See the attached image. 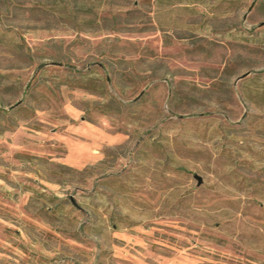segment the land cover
<instances>
[{
    "label": "rangeland",
    "instance_id": "obj_1",
    "mask_svg": "<svg viewBox=\"0 0 264 264\" xmlns=\"http://www.w3.org/2000/svg\"><path fill=\"white\" fill-rule=\"evenodd\" d=\"M0 264H264V0H0Z\"/></svg>",
    "mask_w": 264,
    "mask_h": 264
},
{
    "label": "water",
    "instance_id": "obj_2",
    "mask_svg": "<svg viewBox=\"0 0 264 264\" xmlns=\"http://www.w3.org/2000/svg\"><path fill=\"white\" fill-rule=\"evenodd\" d=\"M244 76H246V75H244ZM244 76H243V77H244Z\"/></svg>",
    "mask_w": 264,
    "mask_h": 264
}]
</instances>
